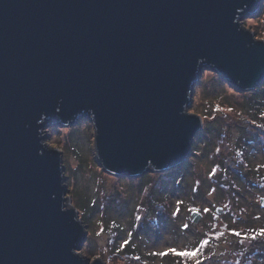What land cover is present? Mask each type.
I'll list each match as a JSON object with an SVG mask.
<instances>
[{
  "label": "water",
  "instance_id": "95a60500",
  "mask_svg": "<svg viewBox=\"0 0 264 264\" xmlns=\"http://www.w3.org/2000/svg\"><path fill=\"white\" fill-rule=\"evenodd\" d=\"M263 3L0 0V264H106L79 253L86 226L45 128L88 119L111 175L182 165L202 128L188 110L203 70L237 92L264 81V40L241 22Z\"/></svg>",
  "mask_w": 264,
  "mask_h": 264
},
{
  "label": "rangeland",
  "instance_id": "374dc122",
  "mask_svg": "<svg viewBox=\"0 0 264 264\" xmlns=\"http://www.w3.org/2000/svg\"><path fill=\"white\" fill-rule=\"evenodd\" d=\"M241 22L264 40V3L257 15ZM199 79L188 111L201 117L202 128L191 145L196 154L190 153L189 161L176 167L179 171L111 175L93 158L94 129L88 119L45 128L46 143L61 152L66 195L86 226L79 253L106 264L187 263L181 251L189 252L198 234L202 245L205 236L214 243L205 250L207 264H264V249L260 255L254 247L247 251L251 240L264 243V208L258 202L264 196V87L253 95L261 113L252 114L244 110L250 92H237L208 69ZM239 103H244L242 109ZM249 160L259 163L262 180L249 183L240 176L245 166H253ZM233 181L245 195L238 204L232 195L236 189L226 191ZM191 211L202 214L197 223L190 222ZM250 217L252 226L243 222ZM237 236L240 246L234 244ZM188 263L206 262L196 258Z\"/></svg>",
  "mask_w": 264,
  "mask_h": 264
},
{
  "label": "trees",
  "instance_id": "16d2710c",
  "mask_svg": "<svg viewBox=\"0 0 264 264\" xmlns=\"http://www.w3.org/2000/svg\"><path fill=\"white\" fill-rule=\"evenodd\" d=\"M264 87V83H262L259 87H257V88H255L253 91H250V93H249V99H250V101H249V99L248 100H246V102H244L245 103V105L246 106H244V103L243 104H241V103H239V107H241V109L243 108V106L245 107L244 108V110L245 111H249V113L251 112L252 114H255L256 113V111H258V112H260L261 113V110H260V108H259V104H257V98H255V97H253V95L259 90V89H261V88H263ZM243 101V100H242ZM241 105V106H240ZM255 106H257V109H255L254 107ZM242 111V110H241ZM253 117V116H252ZM262 117H263V115H262ZM250 139L248 138V142H251V141H249ZM196 142V141H195ZM195 142H194V144H195ZM262 149L264 150V146L262 147ZM191 153L193 154V155H195L196 154V151L195 150H193V147H191ZM193 157V156H192ZM191 157V158H192ZM188 161H189V159H188ZM250 161V160H249ZM251 162V164H253V166H250L249 164L247 165V166H245V170H242V172H240V176L241 177H243V178H245V177H247V178H249L248 179V181L247 182H251V180L250 179H254V180H262L263 179V176L261 175L263 172H262V170H260V166H259V163H254V162H252V161H250ZM179 169L180 168H176V169H174V170H172V171H179ZM226 170V169H225ZM171 172V171H170ZM145 177H149V175H144ZM253 180V181H254ZM252 184H254L253 182L251 183V185ZM227 189H226V191H228V190H230V189H232V187H234L235 189H236V191H233V193H232V195L233 196H235L234 198H235V204H238L239 203V201H243L242 200V197H245V195L243 194V187L241 186V185H239L238 183H236V182H232V184L231 185H229V184H227ZM249 189H251L249 186H247V190H249ZM196 191H199V188H196ZM235 194H237V195H235ZM234 198H232V200L234 199ZM179 201H177L175 204H177ZM189 202H191V201H189ZM180 203V202H179ZM188 204V203H187ZM222 209V208H221ZM251 221H243L244 223H246V222H248V226H252L251 225V223H253L252 222V219H253V217H250L249 218ZM81 220H82V217H81ZM251 228V230H253L252 228H255V226L253 225V227H250ZM256 228H258V226L256 227ZM253 237H256V238H259L260 236H253ZM205 243L202 245V241H203V236H201V235H198L197 234V236H196V238L192 241V243L189 245V247H187V249L189 250V252H187L186 253V250H184V251H181V253L182 254H180L181 255V257L182 256H185L186 257V261H187V263H183L182 262V259L180 260V264H189L188 262H190V260H192V259H196L197 258V261H198V263L199 262H201L202 261V263H205V264H207V258H206V253H205V250L206 249H208V248H210L211 246H213V242L211 241V239H207V237L205 236ZM242 238H238V236L234 239V244L235 245H237L238 244V246H240L241 244H240V240H241ZM208 241V242H207ZM122 246L123 245V242H120L119 244H118V246ZM127 246V245H126ZM126 246L124 247V248H126ZM128 247V246H127ZM252 247H254L255 248V250H254V253H255V255H260V254H262L263 252H262V250L264 249V243L260 240V238H259V240L258 241H255V242H253V240H251L248 244H247V251H249V249L250 248H252ZM130 249V248H129ZM261 249V252L259 253L258 251ZM193 251H194V254H193ZM189 253V254H188ZM201 257V258H200ZM259 258V257H258ZM257 258V259H258ZM177 261H178V258H177ZM176 261V262H177ZM165 264V263H164ZM178 264V263H177Z\"/></svg>",
  "mask_w": 264,
  "mask_h": 264
}]
</instances>
